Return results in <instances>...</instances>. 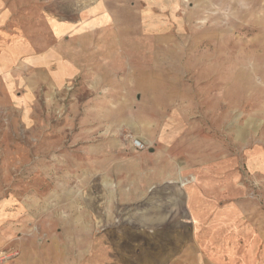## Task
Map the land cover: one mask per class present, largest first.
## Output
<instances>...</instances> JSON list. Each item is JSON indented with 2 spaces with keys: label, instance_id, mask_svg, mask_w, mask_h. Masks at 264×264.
<instances>
[{
  "label": "rangeland",
  "instance_id": "rangeland-1",
  "mask_svg": "<svg viewBox=\"0 0 264 264\" xmlns=\"http://www.w3.org/2000/svg\"><path fill=\"white\" fill-rule=\"evenodd\" d=\"M6 2L0 264H264V0Z\"/></svg>",
  "mask_w": 264,
  "mask_h": 264
},
{
  "label": "crops",
  "instance_id": "crops-1",
  "mask_svg": "<svg viewBox=\"0 0 264 264\" xmlns=\"http://www.w3.org/2000/svg\"><path fill=\"white\" fill-rule=\"evenodd\" d=\"M15 16H16L15 8L11 5L8 6V3L6 2V0H0V75H3L5 79L8 77L9 74H13V71H11L9 68L13 60L15 61V59H19L18 57L20 58L28 57L29 59H31V56H32L31 46L28 43V40L25 38L24 34L16 32L15 30L6 29V27H9L10 25H13L15 23L14 22ZM57 16L59 17H55V19L52 18V20L54 21L52 22L49 21L52 27V30L55 32L53 34H55L56 36L58 35L60 36L65 33H71L80 24V23L75 24L72 22L70 23L65 22L63 18L60 17V15H57ZM59 25H60V30L56 31V26H59ZM44 53H45V57H42V60L48 57L56 58L58 56H55V55H57L59 52H57V50L54 52L47 50ZM20 54H22L23 56ZM193 191L194 190L190 192L189 191L186 192L185 201H184L185 198L183 197V195H181V193L178 192L179 194H177V196L180 198L179 200H181V202L183 201L186 202V205H188V209H189V212H186V211L182 212V216L183 218H185V220L183 219V221L184 222L186 221L187 223L191 224L193 227V231H195L199 227L198 225L201 224L200 217L202 216L204 211L201 210V206L198 202L201 200V198L199 200V196L196 195L195 191L194 192ZM201 196L202 195L200 194V197ZM179 200L176 199L175 202L180 203ZM215 206L217 207V205ZM215 206L210 204L209 205L210 208L207 211H210V209L212 208V211H215L216 218L219 219L220 217V219H222L223 216L226 215L228 211L226 210L223 211L220 208H217L216 210Z\"/></svg>",
  "mask_w": 264,
  "mask_h": 264
},
{
  "label": "built area",
  "instance_id": "built-area-1",
  "mask_svg": "<svg viewBox=\"0 0 264 264\" xmlns=\"http://www.w3.org/2000/svg\"><path fill=\"white\" fill-rule=\"evenodd\" d=\"M134 146H135V148H142V145L138 142V141H135L134 142Z\"/></svg>",
  "mask_w": 264,
  "mask_h": 264
}]
</instances>
